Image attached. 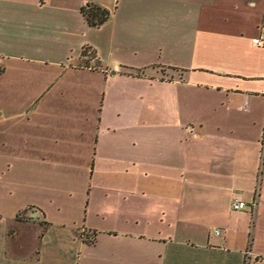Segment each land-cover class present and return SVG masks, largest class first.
I'll list each match as a JSON object with an SVG mask.
<instances>
[{"label": "crops", "instance_id": "1", "mask_svg": "<svg viewBox=\"0 0 264 264\" xmlns=\"http://www.w3.org/2000/svg\"><path fill=\"white\" fill-rule=\"evenodd\" d=\"M262 27L264 0H0V264H264ZM11 158L85 168V201L13 199Z\"/></svg>", "mask_w": 264, "mask_h": 264}, {"label": "rangeland", "instance_id": "2", "mask_svg": "<svg viewBox=\"0 0 264 264\" xmlns=\"http://www.w3.org/2000/svg\"><path fill=\"white\" fill-rule=\"evenodd\" d=\"M9 73L10 72L6 73L7 75L0 76V98L10 97L12 99L22 100L23 96L16 95V93L11 90L8 80ZM8 87L9 91H7ZM116 87L122 90L125 96L131 93L140 92L146 100H149L154 94L158 93L155 87H151L149 84L140 83L139 81L128 84L120 83L117 84ZM141 104L144 106V102H141ZM142 111H144V109H142ZM20 120L22 119H14L15 122ZM23 121L25 122V120ZM17 133H19L17 130L16 132H11L8 134V137L15 139ZM2 135L5 136V134H1L0 136ZM32 138L33 143L38 142L37 131H34ZM34 155L37 156L38 152H34ZM10 162V169H8V164L4 165L2 168L6 170L5 176L12 180V182H10L7 179V184L9 185L7 186V190H11L13 199L17 196L23 197L25 195L27 197L34 193H42V191L50 189L52 192L54 190H58L57 193L60 191L63 200L67 198V201L74 204H78L79 202L83 203V201H85V195L89 189V180H87L89 175L87 174V171H85V168L62 165L59 167H52L51 169L48 166H43L39 162L29 161L23 158H11ZM27 167L28 172H22V169L26 170ZM44 180L45 183L43 185L42 182H44ZM4 182L3 178V184ZM3 184L0 182V186ZM48 185H51V187H48ZM70 191L74 192V197H72L73 200H70ZM212 229H214V227H212L211 230Z\"/></svg>", "mask_w": 264, "mask_h": 264}, {"label": "trees", "instance_id": "3", "mask_svg": "<svg viewBox=\"0 0 264 264\" xmlns=\"http://www.w3.org/2000/svg\"><path fill=\"white\" fill-rule=\"evenodd\" d=\"M82 12L86 16L91 26H101L111 16L110 10L94 2L87 3L85 6H83ZM82 55L87 59V62L91 61L92 59H96L97 57L96 52L91 47L88 46L84 48ZM25 212L26 210L21 211L19 214H17V217L20 218L25 214ZM94 238H95V234L93 235V239ZM91 241L93 242L94 240Z\"/></svg>", "mask_w": 264, "mask_h": 264}, {"label": "built area", "instance_id": "4", "mask_svg": "<svg viewBox=\"0 0 264 264\" xmlns=\"http://www.w3.org/2000/svg\"><path fill=\"white\" fill-rule=\"evenodd\" d=\"M252 42L257 45V46H263L264 45V27L261 28L259 34H257L256 36H254L252 38ZM252 206L255 207L257 205V202L256 200L253 201L252 203ZM248 207V204L247 202L243 201V200H240V199H233L232 201V208L234 210H241V209H245ZM215 233L217 235H219L221 232L219 229H215Z\"/></svg>", "mask_w": 264, "mask_h": 264}]
</instances>
